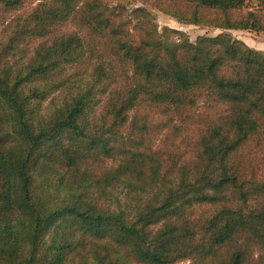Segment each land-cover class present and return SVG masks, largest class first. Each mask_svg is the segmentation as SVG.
Here are the masks:
<instances>
[{
    "label": "trees",
    "instance_id": "obj_1",
    "mask_svg": "<svg viewBox=\"0 0 264 264\" xmlns=\"http://www.w3.org/2000/svg\"><path fill=\"white\" fill-rule=\"evenodd\" d=\"M27 1L0 42V264H264V50L229 34L264 32V0H144L224 31L195 41L137 0L0 9Z\"/></svg>",
    "mask_w": 264,
    "mask_h": 264
},
{
    "label": "rangeland",
    "instance_id": "obj_2",
    "mask_svg": "<svg viewBox=\"0 0 264 264\" xmlns=\"http://www.w3.org/2000/svg\"><path fill=\"white\" fill-rule=\"evenodd\" d=\"M32 2L27 1L24 7L21 10L10 9V10H2L0 9V42L7 37L9 31L6 30V27L9 23L12 22L19 14H21L25 10H29L33 7ZM135 6L144 7L148 9L152 15L154 16L156 23L158 24L160 29L165 27H169L172 29L180 30L187 33L191 40L195 41L199 36L208 35V36H217L222 34L224 31L219 29H203L198 26L193 25H185L178 22L176 19L171 16L165 14L160 11L156 7H154L153 2L137 0ZM73 30V26L69 23L64 24V26L58 28L57 34L67 33ZM229 34L235 38L244 41L249 46L257 49H264V32H254L248 30H232L229 31ZM41 43V40L35 41L31 44V46H35ZM48 99L45 102V105L49 103Z\"/></svg>",
    "mask_w": 264,
    "mask_h": 264
},
{
    "label": "crops",
    "instance_id": "obj_3",
    "mask_svg": "<svg viewBox=\"0 0 264 264\" xmlns=\"http://www.w3.org/2000/svg\"><path fill=\"white\" fill-rule=\"evenodd\" d=\"M257 49V48H256ZM260 50H262V49H260ZM264 50V49H263Z\"/></svg>",
    "mask_w": 264,
    "mask_h": 264
}]
</instances>
